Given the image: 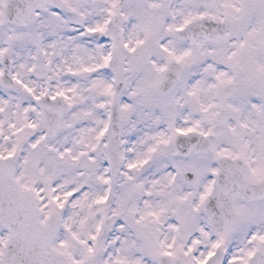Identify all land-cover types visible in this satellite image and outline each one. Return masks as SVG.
<instances>
[{
    "label": "snow or ice",
    "instance_id": "obj_1",
    "mask_svg": "<svg viewBox=\"0 0 264 264\" xmlns=\"http://www.w3.org/2000/svg\"><path fill=\"white\" fill-rule=\"evenodd\" d=\"M0 264H264V0H0Z\"/></svg>",
    "mask_w": 264,
    "mask_h": 264
}]
</instances>
